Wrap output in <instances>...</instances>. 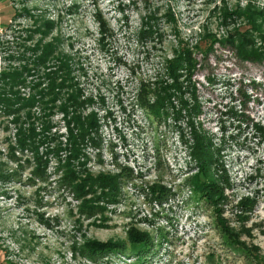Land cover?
<instances>
[{"label": "rangeland", "instance_id": "1", "mask_svg": "<svg viewBox=\"0 0 264 264\" xmlns=\"http://www.w3.org/2000/svg\"><path fill=\"white\" fill-rule=\"evenodd\" d=\"M247 28L251 50L264 53V0H0V96L18 100V111L0 109V264H253L194 190L192 124L231 184L222 218L264 255V63L221 42ZM211 38L204 58L195 47ZM185 49L195 72L174 77L168 64ZM55 81L65 85L47 95ZM78 90L87 103L76 114L97 128L69 160L78 129L60 108ZM158 94L172 101L168 117L148 109ZM52 101L51 112L40 103ZM31 128L38 142L63 146L39 147L42 176L18 143ZM68 170L78 178L65 184ZM87 175L119 177L115 196L95 189L79 199ZM247 199L255 209L242 214ZM131 235L149 241L129 244ZM95 245L111 247L92 253Z\"/></svg>", "mask_w": 264, "mask_h": 264}, {"label": "trees", "instance_id": "2", "mask_svg": "<svg viewBox=\"0 0 264 264\" xmlns=\"http://www.w3.org/2000/svg\"><path fill=\"white\" fill-rule=\"evenodd\" d=\"M249 16V15H246ZM253 22V23H252ZM250 22L251 27L250 29H256L258 28L255 24L254 21ZM250 29H245L241 31L235 32L236 34L234 36L229 37L228 39L222 40V44L224 46L231 45L236 49L237 55L241 61H250L253 63L257 64H263L264 63V53H260L256 50H251V44H252V38L253 34L250 35ZM252 37V38H251ZM216 38H211L207 40L206 47L204 49L201 48V46L195 47L196 51H199L200 53L203 54L204 58H208L211 52H214V45L217 43ZM250 47V48H249ZM194 52L185 49L183 50L180 55L178 56L177 59L171 61L168 64V71L171 72V74L176 77L177 71L180 68H186L187 73H193L195 72V67L197 61L194 60L193 58ZM65 64H63L64 66ZM66 69V80L68 79V75H70V69ZM191 73V74H192ZM65 85L64 81L63 84ZM61 84H58L57 81L51 84L50 89L46 92L47 95H53L57 87L63 88ZM43 93V94H46ZM162 93V91H161ZM81 93L80 91H74L72 94H69L67 100L63 105L61 106V110L64 111L66 114V117L70 115V112L73 111V116L71 117V120L68 122L69 125L72 123L74 126L78 129V133L75 134L73 129L70 131V139H69V145L71 146V157L69 160H72L74 157H76L79 154V149L80 145L84 144L85 141L88 139V136H91L90 133L94 131V129L97 128V125L95 123L94 118H87V119H82L81 116L77 115V111L81 109V107H84V105L87 103L85 101H82L80 99ZM16 100V101H15ZM18 100L16 97L14 99L4 95L0 96V109L8 111L7 113H11V111H18L17 108H14ZM42 106H44L45 110H49L50 112L52 111V107L54 105V101L47 102L45 104L44 102ZM145 105V104H144ZM22 106H25L29 109L33 106L29 102L22 103ZM148 109L156 115V117H161V116H166L168 117L170 115V107H172V101H170V98L166 97L165 98L161 95L158 94L156 96V102L153 104H148ZM17 109V110H16ZM196 114V111L193 110ZM14 115H16V112H13ZM179 115V114H178ZM192 130H193V135H194V145H193V156L198 162V167L200 169V172L198 173L197 176L193 178L194 180V190L196 194L199 196V200L205 201L207 204H209L214 213L216 214V221H217V227L221 231L222 236L226 239L228 245L237 252L245 253L246 256L251 259L253 264H264V255H261L258 253V248H255L253 246H249L247 243L244 241H241L240 238H238L237 233L235 232L234 229L230 228L228 224H226V221L222 218V214L224 212V206L226 203H228L229 199L226 196V188L231 187V184L229 182V179L227 177V172L224 169V165L222 162L219 160V154H215L214 149L211 147L212 143L209 141L208 138L203 136L200 131L197 130V127L192 124ZM50 129V125L48 122H45L44 125V132L48 131ZM45 134V133H44ZM36 136H38L37 133H35L34 129H30L27 131V133H22L19 134L18 138V143L19 146L22 149H28L32 153L35 154L36 160L38 163V170L37 175L42 176L47 164L48 160H44V157H40V152H39V147L43 144L44 146L47 147L48 150L52 151V153H59L62 151L63 146L62 143L57 141L56 144H53L51 146V141L50 137L44 135L43 140L37 141L35 140ZM55 145V147H54ZM47 150V151H48ZM48 155V154H45ZM212 169H215L217 171L218 177L216 179L210 178L209 174ZM78 178V177H77ZM76 178V173H74L72 170H68L66 175L64 176V183L68 184L70 181H77ZM118 178L115 177H99V178H94L91 175H87V179L84 180V184H78L75 186V191L78 193L77 197L79 199L87 197L88 195H93L95 193V189H110L111 192L114 194L116 193L118 189ZM79 180V179H78ZM115 196V194H114ZM162 196H166V193H163ZM93 202V201H91ZM94 203V202H93ZM97 203V202H96ZM256 202L255 200L247 199L244 202L242 201L239 204V208L242 211V214L245 213H252L255 209ZM92 215L96 214L101 208L100 207H92ZM248 218V217H245ZM149 238L146 236H132L130 237V243L129 244H134V245H141L143 243H148ZM96 244V243H95ZM111 245V244H110ZM110 245H95L92 247V253H98L102 252L105 249L109 248ZM116 247V246H113ZM125 247V248H124ZM123 249L127 250L126 246H124Z\"/></svg>", "mask_w": 264, "mask_h": 264}]
</instances>
